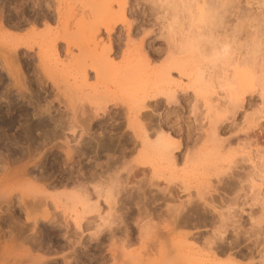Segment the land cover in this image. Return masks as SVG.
<instances>
[{
  "label": "rangeland",
  "instance_id": "374dc122",
  "mask_svg": "<svg viewBox=\"0 0 264 264\" xmlns=\"http://www.w3.org/2000/svg\"><path fill=\"white\" fill-rule=\"evenodd\" d=\"M166 1L170 2V0H51L48 5H44L46 18L44 17V19H40L34 24H31V22L24 23L19 30L13 29V27H4L5 25L2 29L0 27V53L4 52L3 54L6 55L11 48H15L21 58L19 65L20 68L23 67L22 72L30 71L28 76H26L28 73H24L26 77L32 75L31 70H34L40 64L41 67L38 65L37 69L41 72L39 74L44 77L43 81L42 78L39 79V81H42V86H40L39 81V83L37 82L42 89L39 88L40 95L42 94L48 102L52 100V103H50L55 108H51L53 114L61 113L68 119L71 116L69 114L72 113V110L68 107L69 103L75 105L77 102L80 101L81 104L83 101V107L86 104V109L89 107L91 110H88L93 112L95 107L93 105L98 104L99 101L100 104L101 100V104H103V98L105 101L109 95L111 97L108 98L113 97V103L114 101L118 102L117 106L116 104L113 105L112 102H107L104 112L98 110L96 118L100 116L101 119L111 123L119 112V117L116 120L125 122L124 116L129 112L127 110L130 106L132 107L131 104L135 98L139 101V98L141 100V97L144 94L146 95L147 92V95H150L153 91L154 95L158 90V94L156 93L157 95H154V97H150L151 94L142 99V104L144 103L145 107L140 111L147 110L148 113H151L153 128L159 126V130L166 133L167 138L156 140L155 130L149 129L150 140L154 142V145L145 149L147 152H145L144 157L148 156L151 160L148 157L146 158L151 161V164L126 161L124 165L132 164V171L127 172L125 169L121 168V170L119 168L118 175L121 178L129 177L128 181L131 182L129 181L126 187L128 190L135 191L138 183L147 180L151 175L153 162L157 167L156 171L158 173L162 172L160 177L153 176L154 182L152 185L146 186L153 193L157 191L159 194H165L167 191L166 185L168 184L173 188L174 193L178 194L179 200L186 201L190 196L193 199L195 188H204L208 192L207 198L208 196L209 198H211L210 196L213 197L215 207L211 209V213L215 220L219 218L220 213L227 214L231 216L232 224L238 225L237 230H246L244 235L248 236L247 231L250 233L251 229L257 227L263 232V235L260 233L261 237L260 235L257 236L261 240L258 238V242H253L256 244L261 241L257 246L251 244L253 238L255 240L254 236L247 239L246 243L249 244L250 242L248 246L252 245L251 257L244 260L236 257L235 260L241 264H264V255H262L264 252V220L262 221V219L264 217L261 219L260 224L256 225L253 222L258 217L264 216V89H262L264 88V0H229V4L226 3L228 5L224 3L226 8L224 4L220 7L221 0H207V4L211 7L218 6L217 11L223 16L218 15L216 25L210 21L208 22L204 17L203 12L205 11L203 10L202 15H200L201 10L199 13L198 9H192V14L187 13L189 10L186 11V5L185 8H182L183 4L180 3L183 1L181 0V2L175 0L176 2L179 1L178 4L180 5L175 4L173 7L176 9L177 6V9L173 10V7L169 5L170 3ZM184 3L186 2L184 1ZM223 7L226 9L224 13L219 10H224ZM57 13H60V16H57ZM62 18L65 20H63L64 22H62ZM105 23L111 24L112 28L109 25L105 28ZM112 23L114 24L112 25ZM61 24L63 27H61ZM65 24L67 25L66 28ZM2 25L3 23H0V26ZM47 26L52 31H46ZM31 28H34V30H31ZM108 28L109 31L106 30ZM34 32L36 34H33ZM54 32L58 33L56 36L58 39L56 38V40L54 38L56 33L54 34ZM60 33L64 34L62 37L60 36L63 40L58 37ZM9 34L17 36L28 34L33 40L31 41L28 35L25 37L27 41L30 40V43L33 42L31 43L33 46L27 48L23 43L16 46L14 45L16 44L15 40L12 41ZM24 40L26 41V39ZM49 40L51 44L53 43L52 45ZM61 41H64L65 45H68L69 42L71 44L69 43L70 45L66 47ZM94 41H98V45ZM225 41L228 43H224ZM94 44L97 46L94 47ZM226 44L227 47L224 52L225 46L223 45ZM53 45L55 49H53ZM107 47L109 48L108 52L106 51ZM171 50L177 51H172V55ZM178 50L181 51H179L181 54L177 53ZM99 52L103 53L102 56L106 60H102V53ZM169 54L172 56L171 59ZM38 55H42L41 61L38 59L40 58ZM1 56L0 68H2V63L4 65ZM51 57H55V61ZM42 62L45 64L42 65ZM37 69L35 68V70ZM228 76L231 86L228 84V86L221 87L220 85H223L221 83L227 80ZM207 78H211V80L207 81ZM229 86L233 94L229 93L232 95L227 92ZM155 89H157L156 92ZM112 92L114 95H112ZM119 95L120 98L117 97ZM65 102L68 103L67 107ZM136 103L138 106L140 102L136 101L134 105ZM78 104L77 106H80ZM120 104L123 106L121 105V107ZM126 104L127 106H125ZM77 106L71 108L76 110ZM137 106L133 108L137 109ZM210 122L213 124L214 130L209 127ZM94 129L95 127L92 132ZM207 130L210 132L208 131V133ZM92 132L82 133L83 135L79 137V128H74V132L65 130L63 135L66 138L55 139L49 145H46V148L44 147L42 154L48 152V146L55 147L59 145L61 148H55H57L59 156L64 157L63 161L57 162L58 165H61L58 166L55 163L57 172L56 170L52 171L48 180L36 179L37 174L41 172V168H35L36 170L29 175L20 174L21 177L13 172L15 174L12 173L14 181H11L13 179L11 175L8 174L11 180L4 175L3 179L8 178L10 180L5 179L9 184L3 179L0 180V183L4 181L2 183L4 186L0 185L3 188H0L3 190H10L11 188V194L14 197L16 196L17 200L20 199L17 196L22 194L23 196L27 195L28 198H24L28 200L31 199L29 197L41 196L45 197L48 202V207L39 208L42 210L47 209V216L42 217L38 209L39 211L36 212L37 221H34L33 216L23 220L24 216L21 214L23 222H28L30 224L28 225L29 228L35 229L34 231L37 230L35 234L36 241H38L42 230L45 232L47 228L53 229V235L46 236L43 234L44 239L41 250L31 247L26 242L11 241L6 238L0 244V264H75L73 255H71L72 248L81 249V246L79 244L74 245L73 241L79 240L80 242L83 240L85 243L88 242V238L92 237L91 234L95 231L96 224L103 223L104 217L107 219L108 205L102 197H96L93 188L94 181L88 180V173L81 171L84 169L77 170L82 165L86 167L94 165L92 158L89 157V154L80 155L79 157L72 153L71 157L68 158L63 153L66 149L69 150L70 147L78 145L82 138L84 140L89 138ZM206 133L208 136L213 137L205 139L209 140L208 143H205L207 146L203 144L205 142L204 138L208 137H205ZM64 139L68 143H64ZM138 140L134 143L133 151L127 152L128 157H126V160L128 158L133 159L138 152L142 151ZM176 144H179V147L173 150V157H169L166 151L167 148ZM201 146L203 149H201ZM198 147H200V150ZM128 148L125 151H128ZM47 156L50 157L51 155L47 154ZM47 156L46 160H48ZM115 156L116 154L113 155V157ZM113 157L104 155L96 162L104 163L108 158V160H113ZM233 161L236 163H233ZM27 166H30V163ZM216 166L221 168L218 173L214 172L216 170H212L217 168ZM97 168L98 165H95V170L99 171ZM62 169H64V172L66 170L72 171L69 181L65 180ZM131 172L134 173V177H130ZM234 175H240L239 179L238 176L235 177ZM104 176H106V173ZM104 176H102L103 179H105ZM1 177H3V173H0V179ZM226 181L233 182L232 184L236 185L230 193H226L220 188L224 186L223 183ZM14 182L15 184H13ZM78 182H81L80 186L85 188L89 203L94 205L97 202L98 207L88 214L87 219L84 220L85 225L76 228L77 226L73 224L74 211L66 210L63 212L62 210L65 201L68 202L66 193L73 195V187H77ZM5 184L7 185L5 186ZM1 189L0 191H3ZM232 198L234 204L226 211V205ZM79 206L76 205V210ZM159 206L163 210L166 208L164 204ZM205 206L210 208L206 204ZM0 209L1 217L3 213H9V209L5 205H1ZM49 212L56 213L60 222L55 223V225H41L49 218ZM141 212L139 210L133 222L127 221L119 224V230L121 231L117 233L119 241H116V243L121 242L124 245L122 250L119 247L116 249L117 253L114 254L116 257L118 256L117 263L112 260L114 258H112L110 252V243L115 238H107V243L104 246L106 257L104 264H143L146 261V254L141 252L142 244L140 243L139 233H141V229L143 230L141 227L154 220L152 221L149 215L145 216V213ZM64 216H66L65 219ZM147 216H149V221ZM109 227L103 225V232H107L106 235L109 233ZM206 227H204L205 229H199H203L204 233L208 235L209 227ZM199 229L195 230L198 231ZM205 230H208L207 233ZM128 232L129 235H127ZM254 248L256 249L253 251ZM86 257L83 256V258ZM65 259H67V262ZM219 259L224 260V257H219ZM119 260H122L121 263H119ZM187 262L182 261V264H189ZM193 262H195L194 259L190 264H193ZM145 264L147 263L145 262Z\"/></svg>",
  "mask_w": 264,
  "mask_h": 264
},
{
  "label": "bare ground",
  "instance_id": "6f19581e",
  "mask_svg": "<svg viewBox=\"0 0 264 264\" xmlns=\"http://www.w3.org/2000/svg\"><path fill=\"white\" fill-rule=\"evenodd\" d=\"M50 1L51 0H0V23H3V25L0 26L1 29L5 25L4 27H6V26L10 27V28L13 27V29L15 28V29L19 30V29H21V27L23 26L24 23L31 22V24L32 23L34 24V23L38 22L40 19H44V17L46 18V11L44 9L45 8L44 5L45 4L48 5ZM55 1H57V0H55ZM173 1H175V0H170V2L169 1H166V2L170 3L169 5L173 7V6H175V4H178V2L180 0L178 2H176L177 1L176 0L175 1L176 3ZM181 1H183V2L180 3ZM181 1L179 3L183 4L182 8H185L184 6L186 5V11L189 10V11H187V13L189 12L192 14L193 13L192 9L193 10L198 9L199 13L201 10L200 15H202V10H203V11H205V12H203L205 14L204 17L208 20V22L210 21V22L214 23V25H216L218 15H221L217 11L218 6L216 7L214 5L213 7H211L210 5L207 4V0H181ZM184 1L186 3H184ZM172 2H173V5H172ZM228 2H229V0H221L220 7H221V5L223 6L224 3L226 4ZM56 3H58V2H56ZM180 4H178V5H180ZM225 4H224V7L226 8V5H228L229 3L226 5ZM57 5H59V4H57ZM224 7L222 9H224ZM172 9L176 10L177 6H176V9H175V7H173ZM219 10H220V12L222 11L224 13V11L226 9H224V10L219 9ZM57 12H59V11H57ZM59 14L57 16H60ZM62 16L63 15L61 14V17ZM201 17H203V16H201ZM63 20L64 19L62 18V22L65 21V20L64 21ZM113 24L114 23H112V25ZM104 25H105L104 26L105 28H107L108 25L110 26V28H112L111 24L105 23ZM66 26L67 25L65 24V28H66ZM47 27H46V31L47 30H48V32L52 31L51 29H49L50 27H48V28ZM61 27H63V25ZM23 28H25V27H23ZM55 29H57V28H55ZM31 30H34V28L33 29L31 28ZM106 30L109 31V28ZM60 31H63V30H60ZM29 32H33V31H29ZM5 33L8 34L7 32H5ZM55 33L56 32H54V34ZM61 33H63V32H61ZM66 33H68V32L66 31ZM33 34H36V33L34 32ZM47 34L49 35V33H47ZM57 34L58 33H56L54 35L55 40L57 38L56 37ZM60 34L58 35V37H60V36L62 37V35H64V34H61V35ZM9 35H10V39L12 41L15 40L14 42L16 44H14V45H16V46H18L19 43H21L20 45H22V43L25 44V47H27V48H31L33 46L31 44L33 42H31V43L29 42L30 40L32 41L33 39H31L30 35H28V34L27 35L30 38L29 41H27V38L25 37L27 35H24V36H21V35L17 36L15 34L14 35L9 34ZM31 35H32V33H31ZM67 36H69V35H67ZM34 37H35V35H34ZM44 37H45V35H44ZM54 38H52V39H54ZM24 39H26V41ZM65 39H67V38H65ZM11 40H9V41H11ZM50 40H51V38H50ZM50 40H49V43L51 42ZM34 41H36V40H34ZM46 41H48V40L46 39ZM46 41H45V43H46ZM64 41H61V42H63L65 45V42H67V41H65V42ZM97 42L98 41H96L95 43L98 45ZM49 43H47V44H49ZM69 43H68V45L71 44V43L70 44ZM224 43H228V42L225 41ZM96 44H94V47L97 46ZM37 45H39V44L37 43ZM54 45H53V47H54ZM68 45H65V46L67 47ZM254 45H255V43H254ZM223 46H225L224 47L225 48L224 52H225L227 44L223 45ZM53 49H55V47ZM49 51H52V50L49 49ZM106 51L108 52L109 48L106 49ZM172 51L176 52L177 50H171V52ZM179 51L180 50H178L177 53H179ZM1 53L3 54L4 52H1ZM99 53H102V52H99ZM55 54H56V51H55ZM155 54H157V53H155ZM171 54L173 55V52ZM171 54H169L170 57L168 56L170 59L172 58ZM179 54H181V53H179ZM182 54H183V52H182ZM42 55H38L40 58H38V56H37V58L40 60L42 58ZM56 55H55V57H56ZM102 55H103V53L101 54V57H103L102 60H106L105 57ZM1 57L3 59L2 62H4V65L2 63V66H1L2 68H0V171H1L0 173L1 174L3 173V177H1L0 180H2L4 178V175L8 176V174L11 175V178H13V176H12L13 172L17 176L20 174L29 175L30 173H32L34 170H36L38 168H41V172L39 171L40 173L37 174L38 176H37V178L35 176V178L38 180H48L52 171L56 170V172H57V168L55 167V163L58 165L59 161L64 160L63 159L64 157L61 158L59 156V152L57 150V148L58 149L61 148L59 145L55 146L57 148L53 147L52 145L48 146L47 147L48 152L42 154L44 152L43 151L44 147L46 145H49L51 143V141H54L55 139H58L60 137L66 138V136L63 135L65 133V132L63 133V131H65V130H69L71 132H74V128L75 129L79 128L78 136L81 137V135H83L82 133L88 134L89 131L92 132V129L95 127L93 132L90 134V137L85 139L86 141L84 140V138H82L81 141L78 140L79 141L78 145L70 147L71 150H70V148H69V150H67L66 149L67 146H66V148H65L66 150L64 149L65 151L64 152L62 151L63 153H65V157H68V158L71 157V153L76 154L79 157H80V155H84V154L90 155L89 157L92 158L94 165H89L87 167L82 165L77 170L84 169L81 171L88 173V175H87L88 180L94 181L93 182V188L95 190L96 197L97 198L102 197L104 202H106L108 205L107 206V208H108L107 219H105L106 217H104L103 223L96 224L97 226L95 228V231L93 232V234H91L92 237L90 236L88 238L89 239L88 242L86 241V243H85V242H83V240H81L80 242H79V240L73 241L74 245L79 244V246H81V249L72 248V254L71 255H73V261L75 262V264H104L105 259H106L105 254H104V250H105L104 246L107 243V238H109V239L115 238V240L110 243L111 249L110 248L109 249H110L112 258H114V259H112V258L111 259L114 262L116 261L115 263H117L118 256L116 257V255H114V254L117 253L116 249H118L120 247V250H122L123 245H124L121 242L116 243V241H119L118 240L119 236L117 237V233H119L121 231V230H119V224L122 222L126 223L127 221L133 222L135 220L136 214L139 213V210H141L143 213H145V216L149 215L151 217L150 219H152V221L154 220L153 222H150L148 224L149 226L146 224L144 227H141V228H143V230L145 228V230L143 231L141 229V233L142 232L143 233L142 234L139 233L140 234L139 238L141 240L140 243L142 244L141 245V247H142L141 252L146 254V256L148 257V258L147 257L145 258L146 259L145 262L147 264H182V261H185V263L187 261H190V262H187L190 264L193 261V259L195 261V262H193V264L196 262H198L199 264H241L240 262L235 260L236 257H239L241 259L243 258L242 260H244L245 258L251 257L252 245L248 246L250 244V242H249V244H247L246 242H247V239L251 238V236H254L255 240L253 238V241L251 240L252 241L251 244H253L254 246L255 245L257 246V244L259 245V243H261V241H259V243H256V244L253 242H258L257 240L259 237H257V236L260 235V237H261V234L263 235L262 230H260L256 225L260 224L264 220V218H263L264 216H260L256 220L253 221L256 224L255 226L258 229L257 228L251 229L250 233H249V231H247L248 236H246V235H244L246 230H237L238 225L232 224L233 222L231 221L230 215H227V214L225 215V214L220 213L219 218L216 220L214 219V216L211 213V209H213L215 207V205L213 204L214 203V201L212 199L213 197L210 196L211 198H209V196H208V198H207L206 195L208 192H206L204 190V188H201V189L195 188V193H194L195 195H194V197H192L194 200L191 199L190 198L191 196H190L189 198H187L186 201L185 200H179L180 198H178V194L174 193L173 188L171 186H169L168 184L166 185L167 191L165 194H163V193L159 194V193H157V191H155L153 193L151 191V189H149L146 186H148V185L150 186L153 184V182H154L153 176L160 177L162 175V174H160L162 172L158 173L156 171L157 167L155 166V164L153 162H152L153 165H151V167H152L151 175L149 177L147 176L148 177L147 180L140 181L137 185V190H135V191L128 190V188L126 187V184L129 183V181H130V180L128 181L129 177L121 178L118 175V169L119 168L120 169L123 168L127 172H129V170L132 171L133 166H132V164H130L131 163L130 161H133L134 163H139V164H146V163L149 165L151 164L150 163L151 161H148L149 157L148 156L144 157L145 152H147V151H145V149L147 147H151L154 145V142L150 140V136H149L150 132H148L149 129L155 130L154 133H156V135H155L156 140L167 138V134L163 133L162 130H159L160 128L158 125H157L158 126L157 128H153L151 113H148L147 110H145V111L142 110L143 112L140 111L142 108L145 107L143 105L144 103L142 104V99L145 98V96L147 95L148 92L146 93V95L145 94H144V96L142 95L143 97H141L142 98L141 100L139 98V101L137 98H135V100L132 99L133 100V103L131 104L132 107L130 106V108H129L131 110V112L129 109L127 110L128 107L126 108V110L129 112H127L126 116H124L125 122L116 120V118L119 117V112L117 113L116 117L112 119L111 123H109L107 120L101 119L100 116L98 118H96V116H98V110L104 112V110L106 109V106H107L106 105L107 102L113 101L112 100L113 97L108 98V97H111L109 95L107 97L108 100L106 99L104 101V98H103V104H101L102 103V100H101L100 104H99V102H100L99 101L98 104L95 103L97 105H95V104L93 105V107L95 106L94 108L92 107L93 112L89 111V110H91V109H89V107H88L89 110L86 109V107H87L86 104H84V107H83V103H82L83 101L81 102V104L79 103L80 101L77 103L75 102L76 106L78 103H79L78 105H80V106H77L76 110L74 108H71V107H76L73 103H69V106H68L67 105L68 103H66L67 102L66 101L65 102L66 107L68 106L69 109L72 110V113L69 114L71 116L68 119V117L65 118V116L61 113H56V114L54 113L53 114V112H51V108H54V107H52L53 105H51L52 100H50L48 102V100L46 99L47 100V103H46V100L44 99L45 97L43 98L42 94L40 95L39 84H40V86H42L41 84H42V81L44 79V77H42V74H39V73H41L38 71L39 69H37L38 65L40 66V64H38L37 67H35L37 70H35V68L32 66L34 68V70L37 72V75H36V72L30 67V70L32 69L31 70L32 75H30L29 77H26L29 75L30 71L26 72L27 70L24 69L26 71L22 72L23 67L20 68L21 66L19 65L21 63V61H20L21 58L17 54V51L15 48H13V49L11 48V50L8 51V53H6V55L3 54ZM45 57L47 58V56H45ZM99 57H100V55H99ZM54 58H52V59L54 60ZM76 60H78V59H76ZM38 63H39V61H38ZM43 64H45V63L42 62V65ZM83 65H84V63H83ZM22 66H23V62H22ZM84 66H83V68H84ZM85 69H86V67H85ZM82 70H84V69H82ZM40 71H42V70H40ZM25 72H26V74L28 73L26 76H24ZM95 72H96V70H95ZM40 78H42V81L41 80L39 81ZM206 80L210 81L211 78H207ZM228 80H229V76H228L227 80H224V82L221 83L223 85H220V86L223 87L225 85L228 86V84L230 85L231 81L230 80L228 81ZM37 82L39 84H37ZM230 86L227 87L228 91L226 90L228 93L229 92L232 93V91L229 89ZM103 88H105V87H103ZM262 89H264V88H262ZM40 90H42V89L40 88ZM156 90L157 89H155L154 91L156 92ZM107 91H109V90H107ZM167 91H168V89H167ZM157 92H159V91L157 90ZM41 93H42V91H41ZM150 93H151V91H150ZM156 93L154 95L158 94V93L157 94ZM231 93H229V94H231ZM151 94H152V96H150ZM151 94L147 95V96L154 97L153 91ZM112 95H114L113 92H112ZM166 95H168V94H166ZM117 97L120 98L121 96L119 95ZM121 99H120V101H121ZM115 100H116V98H115ZM132 100H130V101H132ZM166 100H168V99H166ZM43 101L46 104L45 103L42 104L41 102H43ZM134 101L140 102V103H138V106L140 104H141V106L138 107L137 103H136V105H134L135 104ZM117 103L118 102L114 101L113 105L116 104V106H117ZM71 104H72V106H70ZM121 105L122 104H120V106ZM125 106H127V104ZM134 106H137L136 107L137 109L133 108ZM133 109H135V110H133ZM137 111H139V112L136 113ZM113 113H115V112H113ZM114 122H116V123H114ZM209 124H211V125H209V127L213 128V130H214L213 124L211 122ZM127 127H128V129H127ZM213 130L211 129V131H213ZM208 131L209 130H207V132ZM207 136H208V134L205 135V137H207ZM84 137H85V135H84ZM209 138L211 139L213 137H211V135H209L207 138H204V140L209 139ZM136 139L137 140L139 139L138 141L140 143V146L142 147V151L140 153L138 152L136 154L137 156H134L133 159L128 158V160H126V157H128L127 152L133 151L134 143L137 141ZM64 141H65L64 143H68L66 139H64ZM208 141L209 140H205V142L203 144L206 145L205 143L206 142L208 143ZM204 145H202V146L205 147ZM129 146H131V147H129ZM202 146H201V149H203ZM178 147H179V144L178 145L176 144L172 147L167 148L166 151H167V154L169 155V157L170 156L173 157V155H174L173 150L177 149ZM127 148H128V151H125V149H127ZM198 148L200 150V147H198ZM238 151H239V149H238ZM39 153H41L42 155L41 154L39 155ZM47 154L51 155L52 157L51 156H50L51 158L48 157ZM114 154H116L115 157H113ZM104 155H107L110 157L112 156L114 159L108 160L109 159L108 158L104 161V163L99 162V161L96 162L97 160L100 159L101 156H104ZM46 156L48 157V160L45 159ZM89 157L87 156V158H89ZM146 157H148V158H146ZM126 161L130 162L129 165H124V163ZM235 161H233V163H236ZM29 163H30V166H27ZM59 165H61V164H59ZM95 165H98L97 169H99V171L95 170ZM216 167L217 168H214V169L211 168V169L216 170V171H214L215 173L220 172L221 168L218 166H216ZM63 170L64 169H62V171ZM10 171H11V174H10ZM4 172H5V174H4ZM71 172L72 171H68V170H66V172L63 171L65 180L69 181V179L71 178V174H72ZM78 172H77V174H78ZM14 173H13V175H15ZM63 173H62V175H63ZM105 173H106V176H104ZM236 174H239V173H236ZM102 176H104L105 179H103ZM134 176H135L134 173L131 172L130 177H134ZM234 176L235 177L238 176V179L240 177V175H234ZM248 176H247V178H248ZM20 177H21V175H20ZM20 177H18V178H20ZM11 178H10V180H11ZM241 178H242V176H241ZM5 179L8 180V178H5ZM5 179H3V180H5ZM15 179H16V177H15ZM166 179H167V177H166ZM7 180H5L6 183L8 181H10V180H8V181ZM20 180H21V178H20ZM244 180H245V178H244ZM11 181H14V178ZM16 181H18V180H16ZM74 181H76V180H74ZM77 181H79V180H77ZM167 181L169 182V179H167ZM3 182L1 181L0 185L4 186V184H2ZM15 182L13 184H15ZM80 183L81 182H78L79 185H77V187H73L74 188V190H72V191H74L73 195L71 193H66V200H68V202L65 201V204H64L65 206L62 210L63 212H65L66 210H70V211L73 210L74 211L73 212V224L77 226V227L75 226L76 228H79L80 225H85L86 223L84 220L87 219L88 214L90 212L95 211L96 208L98 207L97 202L94 205L89 203L88 195L85 191V188H83V186L81 187ZM232 183H230L229 181L228 182L226 181L223 183L224 186L220 187V188L222 190H224L226 193L227 192L230 193L235 188L234 186H236L235 184H232ZM7 184H9V183H7ZM7 184H5V186ZM11 186H12V182H11ZM11 186H8V187L10 188ZM75 186H76V184H75ZM8 187H5V188H8ZM1 188H3V187H1ZM1 190H3V189H1ZM8 190L9 189H4L3 191H0V206L5 205L9 209L8 210L9 213H6V214L3 213V216L2 217L0 216V219H1V221H0V244L3 243L6 238H8L11 241L20 240V241L26 242V243H28V245L30 244L31 247H36L37 249L41 250L43 247L42 246V242L44 239L43 234H45L46 236L53 235V232H52L53 229L50 230L47 228L45 232L42 230L41 233L39 234L38 241H36L35 234H36L37 230L34 231L35 229L33 230V229L29 228L28 225H30V224H28V222L26 223V221L23 222V220L29 218L30 216H33L35 218L34 221H37L38 219L36 218V212L39 210L41 212L42 217L47 216L48 210L47 209L42 210L39 208L40 207H48V205H49L48 202L45 200V197H41V196L36 197L34 195H33L34 197H29L31 199L28 200V199L24 198V197L28 198V196L27 195L23 196L22 194H20V196H17V198H20L17 200L15 198L16 196L14 197L11 194L12 193L11 188L9 191ZM231 200H230V202L227 201L228 203L226 205V211L229 210L231 208V206L234 204L233 198ZM66 202L68 203L67 205H66ZM161 204L165 205L166 208L164 210L160 208L159 205H161ZM205 204L210 206V208H207L205 206ZM76 205H80L77 210H76ZM50 206H51V204H50ZM17 209H20V210H17ZM21 214H23V216H24L23 217L24 219L22 218L23 220L21 219ZM141 215H143V214H141ZM149 216H147L148 221H149ZM65 217L66 216H64V219H65ZM261 219H262V221H261ZM227 221H228V223H227ZM58 222H60L59 216H57V214L54 212H49V218L47 219L46 222L41 223V225H55V223L58 224ZM36 223H38V222H36ZM103 225L110 226L109 227L110 228L109 233L107 235L105 234L107 232H105V233L103 232L104 231ZM206 226L209 227L208 228L209 231L207 230L208 235L204 233L203 229H201V230L199 229V228H204V227L207 228ZM43 228H45V227H43ZM195 229H199V230L197 231ZM189 230L191 232H188ZM207 231H206V233H207ZM69 234H71V233H69ZM76 235H78V234H76ZM127 235H129V232ZM41 236H42V238H40ZM77 238H78V236H77ZM259 239L261 240V238H259ZM118 244H119V246H118ZM255 249L256 248H254L253 251ZM263 251H264V249H263ZM112 252H113V254H112ZM262 255H264V252ZM83 256H87V257L83 258ZM219 257H224V260L219 259ZM233 257H235V258H233ZM239 258H237V259H239ZM35 260H37V259H35ZM65 260L67 262V259H65ZM141 260H142V258H141ZM121 261L119 263H121ZM130 261H132V260H130ZM33 262H35V261H33ZM145 262L144 263L140 262V263L145 264ZM115 263H113V264H115ZM67 264H69V263H67ZM247 264H250V263H247Z\"/></svg>",
  "mask_w": 264,
  "mask_h": 264
}]
</instances>
